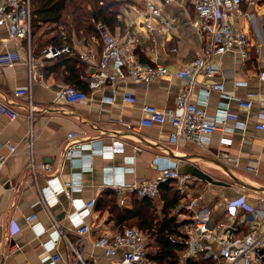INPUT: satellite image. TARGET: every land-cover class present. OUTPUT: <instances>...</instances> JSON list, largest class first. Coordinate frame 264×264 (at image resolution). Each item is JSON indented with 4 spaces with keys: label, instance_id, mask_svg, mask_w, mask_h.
Returning <instances> with one entry per match:
<instances>
[{
    "label": "crops",
    "instance_id": "crops-1",
    "mask_svg": "<svg viewBox=\"0 0 264 264\" xmlns=\"http://www.w3.org/2000/svg\"><path fill=\"white\" fill-rule=\"evenodd\" d=\"M127 1L121 18L124 27L116 28L113 34L120 36L126 28H133L144 42L145 51H139V57L146 62L159 61L172 72L171 76L160 77L150 83L128 81L126 86L135 95L136 103L122 101L121 93L116 94L114 87L91 88L88 85L86 77L91 65L80 59L79 53L89 51L100 54L102 45L96 40L97 35L88 39L73 38V52L65 54L76 57L79 63L74 69H69L60 59L61 55L53 59L42 58L41 45L47 43L54 27L45 24L32 37L31 66L25 61L28 55L26 48L22 51L23 61L14 67L0 68V100L8 97L18 113L15 119L0 114V155L7 158L0 172V264H43L39 257L40 244L53 237L55 220L67 236L61 237L51 251V254L61 256L56 264H80L76 251L82 253L88 264H92V259H97L101 264H119L120 256L107 255L103 248L94 245L95 239L102 232L120 231L141 216L142 220L150 222L144 215L148 210L157 209L159 217L155 219H162L165 201L160 189L153 199L129 196L125 205L119 204L117 192L103 183V165L133 167L132 171L126 172L125 178L128 182L138 183L156 178L160 164L177 163L180 172L188 175L190 182L185 198L178 193L176 182L170 183L180 199L170 213L178 227L182 217L176 211L183 201L195 198L198 207H210L216 211L218 206L241 194H246L253 206L259 204V196H264V130L255 126L259 113L264 111V79L260 77V72L264 70V0H256L253 5L244 3L242 10L250 14L232 18L235 27L246 31L250 37L249 59H242L236 50L227 51L213 58L219 69L215 76H200L198 79L196 95H201L212 83L222 82L224 94L230 96L226 98L219 90H211L207 111L213 115L219 113L220 108L227 107L231 113L228 121L219 125L200 144L185 139L170 143L169 135L173 130L170 121L151 127L140 125L144 105L170 110L177 108L178 95L186 80L175 73L203 55L209 44V40L191 23L196 15L195 0L164 7L165 14L174 22V30L166 39L157 36L159 47L156 53L150 50L151 40L143 29V4L136 0ZM23 43L26 45L25 41ZM15 46L16 42L2 27L0 49ZM172 47H177V51H172ZM71 77H76L78 87L86 91L85 101L69 104L59 96L60 88L68 84ZM237 82L243 83L237 85ZM29 84L33 93L31 114L28 99L14 94L16 88ZM238 99L250 100L252 106L243 107ZM80 141H91L98 147L119 141L124 143L125 148L105 161L95 157L93 170L85 174L84 187L81 190L65 188L48 209L43 202L42 188L50 178L57 177L67 182L74 173L81 171L77 166L79 161L72 163L65 157L67 147ZM6 142L14 144L16 150L10 152ZM33 161L37 164L47 162L52 168L47 171L38 168L33 172ZM249 165L254 169L248 170ZM111 196H115L119 208L129 211V218L116 216L106 206L97 208L96 203L85 220L89 231L79 233L78 227L69 219V214L74 210L73 199L87 201L95 198L102 205L104 199ZM193 213L189 210V214ZM32 214L37 215L39 230L45 227L47 231L38 234L31 227L27 216ZM219 214L214 221L224 217L222 213ZM133 225L139 227L136 222ZM145 234L149 245V235ZM182 254L181 249L178 264H181Z\"/></svg>",
    "mask_w": 264,
    "mask_h": 264
},
{
    "label": "built area",
    "instance_id": "built-area-1",
    "mask_svg": "<svg viewBox=\"0 0 264 264\" xmlns=\"http://www.w3.org/2000/svg\"><path fill=\"white\" fill-rule=\"evenodd\" d=\"M142 3L144 9L143 29L151 40L150 50L154 53L158 50L159 42L157 36L166 39L172 35L174 22L165 14L166 5H177L189 0H136ZM256 0H195V17L191 20L192 25L209 40L204 54L196 57L191 64L186 65L175 74L183 77L186 84L180 91L175 110L162 109L155 105H144L140 125L151 127L155 124H164L170 121L173 130L169 135V142L176 143L179 139L191 140L198 144L206 141L210 135L223 125L231 113L227 107L220 108L219 113L210 114L207 111L208 95L211 90H219L223 96L224 84L222 82L212 83L200 94L195 91L199 85V77L211 78L219 69L215 66L213 58L227 51L236 50L242 59H249L251 53V40L246 31L236 28L232 18L237 15H249L242 10V5L255 4ZM2 27L9 33L10 39L16 42L15 48L0 49V68L14 67L23 61V50L27 48V65H32L31 43H32V6L31 0H2L0 3V38ZM96 40L102 45V51L96 55L89 51L79 53L80 59L91 65V71L86 77L91 88L105 86L114 87L116 94L121 93L122 101L130 104L136 103L135 95L128 89L126 83H150L160 77L171 76L169 67L159 61H143L139 57V51L144 52V42L141 36L133 28L128 27L120 36H115L103 21L96 23ZM26 42V45L23 42ZM177 51V47H172ZM70 45L54 46L47 44L41 49L44 60L57 58L65 53H72ZM41 76V75H40ZM264 79V70L260 72ZM31 79L33 75L31 73ZM243 82H237V85ZM16 96L28 99L30 114L33 111L32 86L18 87L15 89ZM59 96L69 104L78 103L87 99V93L83 89L64 84L59 90ZM112 98H110L111 101ZM198 99V100H196ZM243 107L250 108L252 101L238 99ZM8 97L0 100V114L10 119L18 116L17 111L11 106ZM256 128L264 130V111L260 112ZM10 152L16 147L6 142ZM124 143L115 141L111 145L101 147L95 146L91 141H80L69 145L65 157L72 163L79 161L77 165L81 171L74 173L71 180L63 182L57 177L48 179L42 188L43 202L49 206L57 201L58 194L65 188L81 190L85 185V174L93 170V160L100 157L102 161L114 156L117 151H123ZM226 158L228 154L224 153ZM128 157V156H127ZM6 156L0 155V172L5 163ZM33 172L38 168L50 170L52 165L43 162L31 164ZM134 168L122 165H103V183L106 187L114 189L119 198L118 203L125 205L129 196L140 198H155L163 183L176 182L178 193L185 198L189 193V176L178 169L177 163H162L159 165V174L154 179H144L138 183L128 182L125 178L126 172ZM248 170L254 167L249 165ZM259 204L251 205L246 194L232 198L216 208L198 207L197 199L183 201L177 211L181 215V222L175 234L170 236L173 243H178L183 250L180 258L181 264H264V196L258 197ZM96 205V199L87 201L73 199L74 210L69 214V219L78 227L79 233L89 231L90 227L85 223L86 218L92 213ZM189 210L194 211L189 214ZM186 211H188L186 213ZM219 213L224 217L214 221ZM217 214V215H216ZM183 219V220H182ZM27 221L38 234L47 229L39 230L40 225L37 215L27 216ZM53 237L42 242L40 259L43 264H56L61 256L58 253L51 254L61 237L66 238L65 230L55 220ZM73 248L74 245L70 243ZM94 245L101 247L109 256L119 255V264H157L150 258V249L145 232L137 226H125L117 232H102L95 239ZM77 262L88 264L84 261L82 253L76 251ZM191 262L189 263V261ZM92 264H101L97 259H92Z\"/></svg>",
    "mask_w": 264,
    "mask_h": 264
},
{
    "label": "trees",
    "instance_id": "trees-1",
    "mask_svg": "<svg viewBox=\"0 0 264 264\" xmlns=\"http://www.w3.org/2000/svg\"><path fill=\"white\" fill-rule=\"evenodd\" d=\"M127 5V0H31L32 37L34 38L45 24L54 25L51 30L53 34L47 44L58 47L70 45L72 47L74 37L88 39L96 36L98 21H103L112 33L116 28L124 27L121 18ZM41 46L42 49L44 46ZM60 59L69 69H74L79 63L76 57H70L67 54L61 55ZM77 81L76 77H71L68 84L78 87ZM170 183H163L160 188L165 201L164 217L156 220V216L153 218L147 213H143L150 222L142 220V216L135 221L149 235V256L157 261V264H178V252L182 249L178 243H173L170 240V236L178 230V223L174 216H170V213L177 207L180 200L178 194L173 190L174 186ZM96 203L97 208L106 206L116 216H121L123 219L129 218V211L117 206L115 196L104 199L102 205L99 201ZM135 222L128 224L135 226L133 225ZM195 263V261L191 262V264Z\"/></svg>",
    "mask_w": 264,
    "mask_h": 264
},
{
    "label": "rangeland",
    "instance_id": "rangeland-1",
    "mask_svg": "<svg viewBox=\"0 0 264 264\" xmlns=\"http://www.w3.org/2000/svg\"><path fill=\"white\" fill-rule=\"evenodd\" d=\"M47 44V43H46ZM45 44V45H46ZM44 45V46H45ZM149 216H151V217H153L154 218V216H157V217H159V212H157V209H155V210H153L152 212H150V211H148V212H146ZM127 226H129V225H127Z\"/></svg>",
    "mask_w": 264,
    "mask_h": 264
}]
</instances>
